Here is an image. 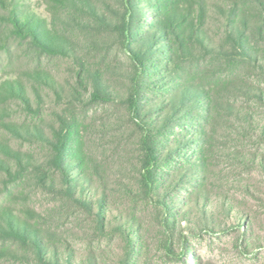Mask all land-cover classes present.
Returning a JSON list of instances; mask_svg holds the SVG:
<instances>
[{
	"label": "trees",
	"instance_id": "16d2710c",
	"mask_svg": "<svg viewBox=\"0 0 264 264\" xmlns=\"http://www.w3.org/2000/svg\"><path fill=\"white\" fill-rule=\"evenodd\" d=\"M44 4L0 0V264H204L202 231L260 244L236 193L264 177V0Z\"/></svg>",
	"mask_w": 264,
	"mask_h": 264
},
{
	"label": "rangeland",
	"instance_id": "374dc122",
	"mask_svg": "<svg viewBox=\"0 0 264 264\" xmlns=\"http://www.w3.org/2000/svg\"><path fill=\"white\" fill-rule=\"evenodd\" d=\"M26 2L28 10L48 17L44 0H26ZM2 76H4V71L0 67V80ZM256 79L264 84L263 74L256 75ZM220 166H222L223 172L230 170L227 161L222 162ZM242 174V177L250 178L252 182L257 184L255 197L246 196L241 192L236 194L242 200L241 206L249 211L253 221L254 235L260 237L261 243L247 251H243L237 247L235 232L232 229L226 232L202 231L193 244L204 264H264V177L257 171L250 174L243 171ZM29 202L36 210L45 214L47 218L49 216L48 219L52 220L53 224L56 222L59 231L65 234L78 250H83V247L89 245V236L87 235V238H85L82 233L88 231L89 228L84 227L83 220H79L81 215L74 216L70 212L65 215L67 209L65 207L60 208L59 201L47 193L32 192L31 190ZM5 264L20 263L7 262Z\"/></svg>",
	"mask_w": 264,
	"mask_h": 264
}]
</instances>
